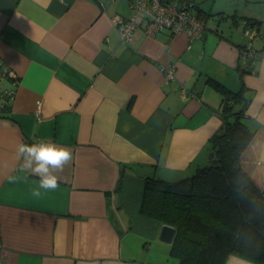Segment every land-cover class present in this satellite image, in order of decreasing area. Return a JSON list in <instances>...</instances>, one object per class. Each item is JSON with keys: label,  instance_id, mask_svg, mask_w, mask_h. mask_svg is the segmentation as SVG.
Instances as JSON below:
<instances>
[{"label": "crops", "instance_id": "crops-1", "mask_svg": "<svg viewBox=\"0 0 264 264\" xmlns=\"http://www.w3.org/2000/svg\"><path fill=\"white\" fill-rule=\"evenodd\" d=\"M196 2L202 38L137 30L122 43L111 18L129 16V0H0V73H14L0 108V264H179L164 224L141 212L144 179L207 162L228 95L210 77L247 100L254 136L240 159L264 193V0ZM250 44L260 55L241 74ZM34 142L73 154L39 199L17 154ZM224 264L258 263L229 254Z\"/></svg>", "mask_w": 264, "mask_h": 264}, {"label": "trees", "instance_id": "trees-1", "mask_svg": "<svg viewBox=\"0 0 264 264\" xmlns=\"http://www.w3.org/2000/svg\"><path fill=\"white\" fill-rule=\"evenodd\" d=\"M195 8L206 21L208 16L196 4ZM244 49L237 65L241 74L250 71L260 55L256 52L243 66ZM208 80L228 95L223 100V125L212 135L207 162L174 180L146 177L141 212L175 227L171 254L179 264H224L229 254L264 264V193L240 159L254 136L244 123L247 100L241 90ZM118 177L117 188L121 174Z\"/></svg>", "mask_w": 264, "mask_h": 264}, {"label": "built area", "instance_id": "built-area-1", "mask_svg": "<svg viewBox=\"0 0 264 264\" xmlns=\"http://www.w3.org/2000/svg\"><path fill=\"white\" fill-rule=\"evenodd\" d=\"M129 7V16L114 15L111 18L122 43H130L137 30L150 36L164 30L172 34L184 32L188 41H193L202 38L207 29L206 21L199 15L193 0H129ZM254 54L256 52L251 49V44L248 45L241 55L243 66ZM13 75L14 73L6 68L0 73L1 109L13 98V90L3 85V81L13 78ZM167 78H172V70L167 72ZM1 248L0 234V250Z\"/></svg>", "mask_w": 264, "mask_h": 264}, {"label": "clouds", "instance_id": "clouds-1", "mask_svg": "<svg viewBox=\"0 0 264 264\" xmlns=\"http://www.w3.org/2000/svg\"><path fill=\"white\" fill-rule=\"evenodd\" d=\"M17 154L24 160L22 171L38 177V183L30 189L31 196L37 199L58 188V173L73 157L70 148L53 142L21 143L17 146ZM258 156L264 162V151H259Z\"/></svg>", "mask_w": 264, "mask_h": 264}, {"label": "water", "instance_id": "water-1", "mask_svg": "<svg viewBox=\"0 0 264 264\" xmlns=\"http://www.w3.org/2000/svg\"><path fill=\"white\" fill-rule=\"evenodd\" d=\"M175 232H176V229L175 227L169 225V224H164L162 225L161 227V230H160V240L163 241L164 243L168 244V243H172L174 237H175Z\"/></svg>", "mask_w": 264, "mask_h": 264}, {"label": "rangeland", "instance_id": "rangeland-1", "mask_svg": "<svg viewBox=\"0 0 264 264\" xmlns=\"http://www.w3.org/2000/svg\"><path fill=\"white\" fill-rule=\"evenodd\" d=\"M193 1H194V2H195V4L198 6V4H197L196 0H193ZM242 30H243V26L239 25V26H238V29H236L235 31H238L239 33H241V34H242ZM255 42H257V41H255Z\"/></svg>", "mask_w": 264, "mask_h": 264}]
</instances>
